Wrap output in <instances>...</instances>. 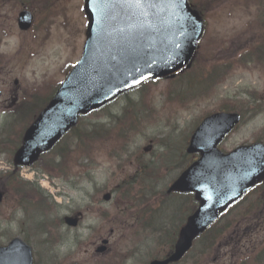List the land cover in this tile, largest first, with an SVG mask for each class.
<instances>
[{
    "label": "rangeland",
    "instance_id": "1",
    "mask_svg": "<svg viewBox=\"0 0 264 264\" xmlns=\"http://www.w3.org/2000/svg\"><path fill=\"white\" fill-rule=\"evenodd\" d=\"M204 1L193 0L197 5L202 4L205 12V32L200 47L208 41L203 44L204 50H216L221 61L226 63L247 58L244 54L239 56L240 49L248 41L247 32L260 33L259 27L249 24L254 22V10L244 9L242 0H220L213 6ZM83 5V0H0L2 170L11 169V156L21 138L18 134L36 113L31 119L9 128L6 120L9 110L29 98L30 89L52 88L62 82L69 66L80 58L87 26ZM22 8H29L34 15L28 32L16 27V15ZM210 66L211 63H207L206 68ZM194 69L192 76L183 73L172 80L161 79L141 86L126 96H119L97 113L87 114L80 119L76 130L62 139L54 150L44 154L40 162L20 168L22 178L38 182L47 180V188L43 189L57 205L46 201L41 206L24 207V201L32 202L25 189L22 190L24 197L16 199L15 196V200L9 193L0 206V244L15 236L23 238L32 248L33 264H147L149 259L161 257L159 242L166 239L172 229L171 222H176L179 214L172 213V209L178 207L174 200L169 201L167 209L163 207L167 199L164 201L161 193L184 166L175 167V163L184 153L186 134L188 137L208 111L222 107L250 110L261 102L258 97L264 95L263 65L245 69L237 63L229 71L228 78L216 84L202 77L204 73L196 79L194 74L197 76L201 70ZM199 82L204 88L196 91ZM15 94L17 100L12 103ZM147 99L151 105L144 108ZM187 102L189 108H182ZM123 108L128 118L134 115L136 120L127 149L110 139L90 142V146L75 140L78 133L98 122L109 126ZM128 110L132 112L129 114ZM248 115L220 145L221 149L229 151L256 139L264 141V109L250 110ZM5 123L7 127L4 128ZM101 130L102 135L107 136L108 128L101 127ZM172 153L174 159L171 160ZM2 177L1 173L0 180ZM129 180L133 181L132 196L147 203L146 211L154 213L165 209L153 216V222L157 225L163 217L165 221L157 228L150 225L141 242L135 234L138 231V223L133 219L136 209H127L120 197L126 191L121 186ZM5 184L12 187L10 183ZM106 192L111 193L109 201L102 199ZM260 193V189L255 191L254 202L250 196L244 199L245 206L258 205L255 213H249L244 220L236 218L238 222L231 224L209 251L196 244L180 264H264V198L263 204L260 203ZM189 205L192 206L191 198L183 199L180 211H186ZM36 206L41 213L33 216ZM69 215L80 217L78 226L65 225L62 219ZM232 217L231 212L228 218ZM103 238H108L109 246L103 254H95L94 249Z\"/></svg>",
    "mask_w": 264,
    "mask_h": 264
},
{
    "label": "water",
    "instance_id": "2",
    "mask_svg": "<svg viewBox=\"0 0 264 264\" xmlns=\"http://www.w3.org/2000/svg\"><path fill=\"white\" fill-rule=\"evenodd\" d=\"M85 2L89 26L82 59L50 104L25 131L22 145L13 156L15 164H32L40 152L50 149L75 124L79 113L107 103L150 77H161L180 68L190 58L201 33L200 20L187 8L185 0ZM134 24L143 27L135 37L132 34ZM20 26L27 28L28 21L21 19ZM134 47L138 49L132 53ZM239 118L234 113L212 114L191 135L186 151L198 152L200 157L181 172L168 191L193 192L199 206L180 227L173 252L149 264L179 260L194 237L222 210L264 179V144L243 145L227 154L216 149ZM1 198L0 192V201ZM66 222L76 223L71 218ZM104 249L105 245L97 251ZM31 262L30 247L17 237L0 247V264Z\"/></svg>",
    "mask_w": 264,
    "mask_h": 264
},
{
    "label": "trees",
    "instance_id": "3",
    "mask_svg": "<svg viewBox=\"0 0 264 264\" xmlns=\"http://www.w3.org/2000/svg\"><path fill=\"white\" fill-rule=\"evenodd\" d=\"M255 5H259V7L262 8L263 10V14H264V0H256ZM264 16V15H263ZM263 51V56H264V47L262 48ZM118 125V123L115 125L114 128H116ZM122 128L119 129V132H121ZM89 132V131H88ZM85 132L81 131L80 133H78L75 137V140H77L78 142H82V143H87L91 140V135L90 133L84 134ZM92 133V132H91ZM128 133V132H125ZM124 133V135H125ZM93 134V133H92ZM126 141V140H125ZM181 161H185L184 155H181ZM4 181V182H2ZM6 183H10L12 185V187H8ZM5 186V189L7 192L11 193L12 195H18V197H24L25 191L22 192V190H26L28 192V194H30V196H33L35 199L32 200V202H24L27 206H34L35 204L41 206V204L46 203L45 198L42 196L41 191L39 190L38 186L33 187L31 184H29L26 181H22L18 178V176L16 175V173L14 171H12L11 173H8L6 175H4L2 177V179L0 180V188L1 186ZM17 197V198H18ZM124 198H127L128 200L130 199L127 196H124ZM33 204V205H30ZM243 202L240 203H236V205L233 206V208H231V211L234 210L235 212V216L234 217H238V218H242L240 215H243V218L245 217V211L249 213L250 210H247L244 207V211L243 209H241V206L243 205ZM141 205V203L139 204ZM143 215V214H142ZM227 216V215H226ZM229 218L227 217H222V220H228ZM224 222V221H223ZM222 223V222H221ZM225 223V222H224ZM223 223V225L219 226L220 223L212 225V227L208 230H206L203 234H201V237L199 239V242H201V240H203L201 242V244H203L202 248L209 251L213 246H215L217 243V239L219 238V236L221 237L223 231L225 230L224 226L225 224ZM178 225V224H176ZM177 226H173L170 230V234L168 236V244H171L172 239H174V237L176 236L177 233ZM216 243V244H215ZM215 244V245H214Z\"/></svg>",
    "mask_w": 264,
    "mask_h": 264
},
{
    "label": "snow or ice",
    "instance_id": "4",
    "mask_svg": "<svg viewBox=\"0 0 264 264\" xmlns=\"http://www.w3.org/2000/svg\"><path fill=\"white\" fill-rule=\"evenodd\" d=\"M133 2H135V3H139V2H140V0H133Z\"/></svg>",
    "mask_w": 264,
    "mask_h": 264
}]
</instances>
